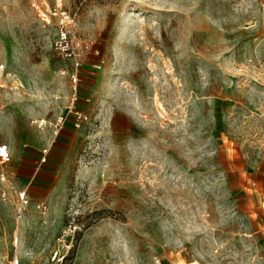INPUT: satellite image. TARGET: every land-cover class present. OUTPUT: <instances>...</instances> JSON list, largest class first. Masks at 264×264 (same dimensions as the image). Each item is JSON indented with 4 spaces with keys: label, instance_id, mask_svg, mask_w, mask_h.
Segmentation results:
<instances>
[{
    "label": "rangeland",
    "instance_id": "rangeland-1",
    "mask_svg": "<svg viewBox=\"0 0 264 264\" xmlns=\"http://www.w3.org/2000/svg\"><path fill=\"white\" fill-rule=\"evenodd\" d=\"M0 143V264H264V0H0Z\"/></svg>",
    "mask_w": 264,
    "mask_h": 264
},
{
    "label": "built area",
    "instance_id": "built-area-1",
    "mask_svg": "<svg viewBox=\"0 0 264 264\" xmlns=\"http://www.w3.org/2000/svg\"><path fill=\"white\" fill-rule=\"evenodd\" d=\"M39 18L42 22L50 25L54 22L55 34L51 42V47L53 53L57 58L64 62H71L77 64L80 59V52L78 50V29H77V20L76 15L63 8H55L52 10L40 11ZM74 102V99L70 102L71 106ZM71 112V108L69 107ZM88 120V117L84 114L74 113L75 127H79L80 124L85 123ZM32 125L42 127L45 125L44 120L34 121ZM47 154V150H43V155ZM10 158V152L7 145L0 143V162L8 163ZM45 161V157L42 158L41 162ZM21 207L18 211L19 216L21 215L22 210L27 205L25 199V193L19 194ZM8 264H19L17 256L12 257Z\"/></svg>",
    "mask_w": 264,
    "mask_h": 264
},
{
    "label": "crops",
    "instance_id": "crops-1",
    "mask_svg": "<svg viewBox=\"0 0 264 264\" xmlns=\"http://www.w3.org/2000/svg\"><path fill=\"white\" fill-rule=\"evenodd\" d=\"M7 143H8L10 146L14 144L13 141H9V142H7ZM8 147H9V146H8ZM24 165H26L28 168L31 167L30 163H27V164L24 163ZM26 178H27V177H26Z\"/></svg>",
    "mask_w": 264,
    "mask_h": 264
}]
</instances>
